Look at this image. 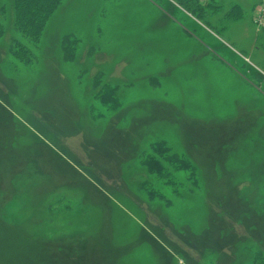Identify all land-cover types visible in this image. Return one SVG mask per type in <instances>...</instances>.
<instances>
[{
  "label": "rangeland",
  "instance_id": "374dc122",
  "mask_svg": "<svg viewBox=\"0 0 264 264\" xmlns=\"http://www.w3.org/2000/svg\"><path fill=\"white\" fill-rule=\"evenodd\" d=\"M13 3L0 0V264H254L264 0H63L30 42ZM160 141L191 160L196 186L146 171ZM145 179L169 201L148 199Z\"/></svg>",
  "mask_w": 264,
  "mask_h": 264
},
{
  "label": "trees",
  "instance_id": "16d2710c",
  "mask_svg": "<svg viewBox=\"0 0 264 264\" xmlns=\"http://www.w3.org/2000/svg\"><path fill=\"white\" fill-rule=\"evenodd\" d=\"M62 1L63 0H14L12 4L15 13V17H13L14 29L23 32L29 39V42L39 39L50 16L59 7ZM193 10L200 13L197 5L194 6ZM234 10H236L235 12L237 13H242L241 8L238 10L235 8ZM1 33H3L2 29H0V34ZM15 42H17V40L12 41V44ZM62 44L65 58L67 60H73L76 52V39H74L72 35H66ZM20 51L28 53V48L25 45H22L15 53L19 55L20 58H27L28 62L32 61V54H28V56L25 57ZM101 81L100 76H98L95 84L101 87L100 91L102 93H97L96 98L101 97L111 108L115 109L119 106L117 94L115 95L114 89H105L107 85L103 84ZM150 149L149 152H144V154L141 155L140 160V163L150 175L153 177L155 176L156 178H154L157 180L165 179L166 181H164V183L166 184H174L176 175H179L183 171L184 175L188 173L187 178L190 180V183L196 186V167L189 158L174 151L165 141L153 142ZM174 185H176V187ZM174 185V191H179L180 187L178 185H180V181H176ZM139 187L146 193L150 200L162 199L169 201L158 189L153 188V183H151L149 179H145ZM253 261L254 264H264V253H258Z\"/></svg>",
  "mask_w": 264,
  "mask_h": 264
},
{
  "label": "built area",
  "instance_id": "2783aa9c",
  "mask_svg": "<svg viewBox=\"0 0 264 264\" xmlns=\"http://www.w3.org/2000/svg\"><path fill=\"white\" fill-rule=\"evenodd\" d=\"M256 12L255 21H257L258 25H264V7L257 9Z\"/></svg>",
  "mask_w": 264,
  "mask_h": 264
}]
</instances>
